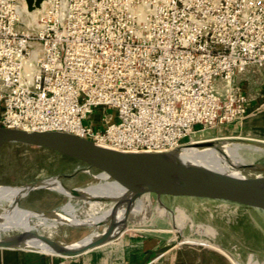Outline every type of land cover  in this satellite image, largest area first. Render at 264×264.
Instances as JSON below:
<instances>
[{
    "label": "built area",
    "instance_id": "2783aa9c",
    "mask_svg": "<svg viewBox=\"0 0 264 264\" xmlns=\"http://www.w3.org/2000/svg\"><path fill=\"white\" fill-rule=\"evenodd\" d=\"M254 83L264 0H0V126L165 152L244 118Z\"/></svg>",
    "mask_w": 264,
    "mask_h": 264
},
{
    "label": "rangeland",
    "instance_id": "374dc122",
    "mask_svg": "<svg viewBox=\"0 0 264 264\" xmlns=\"http://www.w3.org/2000/svg\"><path fill=\"white\" fill-rule=\"evenodd\" d=\"M100 111L96 110L97 118L101 116ZM107 111L113 110L108 108ZM195 137L207 140L211 146L222 141L237 143L239 154L243 156L246 165L264 166V151L249 147L243 136H226L223 131L212 128L197 132ZM83 167H86L85 163L51 150L9 143L0 150V185H23L56 175L73 189L100 182L94 176L99 170H79ZM68 199L70 200L58 190L40 188L22 197L19 205L45 213L55 209L61 211ZM161 200L163 204L157 195L152 193L136 202L130 215L129 227L123 232L124 238L136 237L146 240L148 237H157L170 245L186 247L195 255L199 252L200 257L204 259L232 260L235 264H264V210L223 200L170 196H162ZM71 201L76 206V215L81 218L91 210V202L79 197ZM111 204V201H101L98 213H102ZM8 206V202H1L0 212ZM141 219L143 223L140 224L138 221ZM110 223L108 220L98 226H72L65 223L46 226L35 221L32 223V231L59 243L70 244L85 236L103 232ZM25 231L24 228H12L2 231L0 237ZM102 246L99 250L108 252L113 245ZM97 248L86 252H96L93 250Z\"/></svg>",
    "mask_w": 264,
    "mask_h": 264
},
{
    "label": "water",
    "instance_id": "95a60500",
    "mask_svg": "<svg viewBox=\"0 0 264 264\" xmlns=\"http://www.w3.org/2000/svg\"><path fill=\"white\" fill-rule=\"evenodd\" d=\"M43 1L26 0L30 10L41 6ZM246 140L251 146L264 148L262 141ZM9 143L24 144L35 148L41 147L77 159L86 164V167L79 170L90 171L95 168L105 172L108 177L116 180L127 190L129 206L123 216L125 224L122 231L114 230V219L112 218L110 219L111 223L102 233L94 236L90 242L78 247L73 246L76 242L59 243L34 232L31 234L42 239L50 249L10 240L13 236L24 235L25 231L21 234L0 237V248H21L64 256L82 254L115 241L121 236L129 227V219L132 214L131 205L144 195L152 193L157 195L162 204V196L191 197L229 201L264 210V166L262 165L244 164L243 168L244 166L245 168H255L258 172L254 175L245 174V176L238 173H221L194 164V162L186 163L182 170L178 167L177 162L169 160L168 156L184 146L165 152H127L101 145L94 140L71 132L58 130L29 131L0 126V150ZM203 143L205 146H211L207 142ZM56 177L61 181L60 176L56 175ZM68 188L77 196L75 188ZM117 204L116 201V206ZM142 221L141 219L138 222L141 224Z\"/></svg>",
    "mask_w": 264,
    "mask_h": 264
},
{
    "label": "bare ground",
    "instance_id": "6f19581e",
    "mask_svg": "<svg viewBox=\"0 0 264 264\" xmlns=\"http://www.w3.org/2000/svg\"><path fill=\"white\" fill-rule=\"evenodd\" d=\"M206 141L207 140L203 139L196 141L195 144L186 145L177 152L170 154L168 158L173 162H177L178 167L182 170L185 168L186 163L194 162V164L205 166L221 173H238L244 176L245 174L254 175L258 173L255 168L242 169L245 160L243 156L239 154V145L237 143L222 141L213 146H205L203 142ZM249 147L264 151L263 147L251 145H249ZM84 170L86 171V169ZM89 172H91V170ZM94 176L99 179L100 182L92 184L91 186L75 187L77 196H75L57 177L44 178L23 185H0V203L3 201L9 203V206L0 212V233L12 228H24L26 230L24 235L13 236L10 240L27 243L30 246L50 249L42 239L31 234V232H33V222L36 221L38 224H44L46 226H56L57 223H65L72 226H98L99 223L107 222L113 218L114 230L122 231L125 224L123 216L129 206V194L127 190L116 180L108 177V174L105 172L99 171L97 174H94ZM40 188L58 190L69 197L70 200L68 199L69 201L62 206L61 211L55 209L46 213L33 211L19 205V200L22 197ZM75 197L82 198L84 201L92 203L91 210H89L85 217L83 216L81 218L76 215V206L73 204L74 202L72 203L71 201ZM143 197L136 202L141 201ZM101 201H111L112 204L102 213H98V209L101 208ZM116 201L118 202L117 206ZM136 202L131 205V210ZM100 233L102 232L85 236L81 241L79 240L74 243L73 246L78 247L86 244Z\"/></svg>",
    "mask_w": 264,
    "mask_h": 264
},
{
    "label": "crops",
    "instance_id": "0c3cea01",
    "mask_svg": "<svg viewBox=\"0 0 264 264\" xmlns=\"http://www.w3.org/2000/svg\"><path fill=\"white\" fill-rule=\"evenodd\" d=\"M248 92L250 100L245 117L226 124L221 131L226 136L239 135L245 140L252 139L263 143L264 85L254 83L248 88ZM124 235L123 233L114 242L106 244L113 245L108 252H101L100 246L93 250L96 252L72 256L21 248H0V264H235L232 260L201 258L199 252L195 255L186 247L170 245L157 237H148L145 240L136 237L124 238Z\"/></svg>",
    "mask_w": 264,
    "mask_h": 264
}]
</instances>
